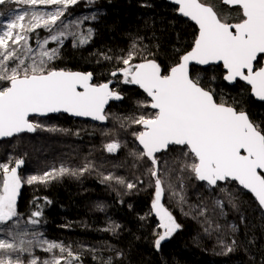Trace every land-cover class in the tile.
<instances>
[{"label": "trees", "instance_id": "1", "mask_svg": "<svg viewBox=\"0 0 264 264\" xmlns=\"http://www.w3.org/2000/svg\"><path fill=\"white\" fill-rule=\"evenodd\" d=\"M203 2L213 6L228 23L241 20L238 8H227L220 0ZM19 6L23 4L14 1L0 5V25L9 12ZM80 11L95 16L89 26H81L82 30H92L91 39L76 47L72 37L67 39L49 67L91 72L93 84L113 81L112 88L123 99L110 103L103 125L66 115L32 117L30 119H39L49 128L66 131L37 130L0 141V163L13 167L17 159H23V167L18 172L20 175L25 170L21 177L43 175L62 165L76 170L91 164L89 171L82 175L64 174L46 184L23 183L16 201L20 226L27 224L31 213L39 208L41 223L35 231L42 233L44 239L70 246L79 254L80 264H104L109 257L112 264H264V213L235 182L222 183L234 198L235 207L228 203L226 192L219 187L209 188L194 177L184 180L187 202L183 205L171 195L166 183L162 185L165 192L161 203L180 227L163 241L159 250L154 245L161 228L152 210L155 180L148 172L151 161L131 155L134 150H140L133 133L141 131V126L132 120L153 111L143 106L150 102L142 92L123 84V77H113L111 72L124 67L118 58L127 55L135 42L138 54L133 63L142 62V57L146 56L161 66L162 74H167L192 48L197 37L196 27L178 17L177 8L165 0H81L68 9L65 17L74 19ZM29 36L30 46L35 49L37 39L42 40L47 35L43 28H38ZM49 44V49L58 46ZM106 56L111 59H105ZM260 66L258 58L255 67ZM190 71L218 100L245 112L254 125L264 130V103L255 102L247 87L239 82L228 86L223 81L220 66L204 70L191 68ZM113 141L121 146L109 153L105 146ZM175 148L157 156L160 158L158 167L177 169L168 173L166 179L178 190L181 149ZM109 174L123 178L125 183L105 181L103 177ZM129 182L136 187L127 189ZM217 199L224 202L226 215H219L220 209L214 203ZM201 204L207 205V215L221 225L219 232L207 234L202 223L205 217L190 211V206ZM3 237L5 234L0 233V238ZM227 246H232L233 251L227 252ZM39 249L33 251L41 260L52 255L44 251L37 253ZM54 251L59 255L58 250ZM28 258L26 255L25 264Z\"/></svg>", "mask_w": 264, "mask_h": 264}, {"label": "snow or ice", "instance_id": "2", "mask_svg": "<svg viewBox=\"0 0 264 264\" xmlns=\"http://www.w3.org/2000/svg\"><path fill=\"white\" fill-rule=\"evenodd\" d=\"M78 2L16 0L17 4L33 7H56L48 12L23 11L0 25V139L37 130L66 131L49 128L39 119H30L50 113H67L73 117L105 121V105L110 100L123 99L118 91L110 87L111 81L91 83V72L49 67L58 58L59 48L69 36L74 41V47L85 45L91 39V29L87 34L79 31L81 21L69 24L62 19L68 9ZM171 2L178 6L182 16L198 25L199 34L191 51L182 55L180 62L171 67L168 74H162L161 66L146 56L142 57V62L133 63L138 54L137 45L133 42L127 55L118 58L124 67L111 72L113 77L122 76L123 84L139 86L150 97V103L143 106L154 110L132 120L143 130L133 133L140 150H134L131 155L151 161L148 172L155 180L152 210L159 218V227L163 229L162 233H157L154 241L157 250L180 227L172 213L161 203L165 192L162 185L165 183L171 195L183 205L187 202L185 179L194 177L197 181L206 182L209 188L219 187L222 192H226L223 184L237 182L264 209V130L254 125L245 112L229 106L222 99L218 100L190 71L192 63L199 66L222 65L225 81L232 83L238 79L246 82L251 86L252 94L264 101V67L258 70L254 67L258 58L264 59V0H222L223 4L237 6L241 10V21L234 24L228 23L203 0ZM5 3L6 0H0V5ZM26 17L28 19L24 23ZM91 19H95V16ZM38 28H43L50 35L42 40L37 39L34 49L29 43V33ZM50 41L58 46L49 49L47 45ZM105 59L111 57L106 56ZM120 146L118 141H113L105 147L109 153H114ZM175 146L181 149L178 190L174 183L166 179L168 173L177 169L158 167L160 158L156 155L175 151ZM23 163V159H17L13 167L0 163V233L5 234V238H0V264H25L22 259L24 255L30 257L27 264H80L79 254L74 253L70 246L49 241L40 232H29L22 228L16 201L23 183L46 184L64 174L82 175L89 171L91 164L76 170L62 165L59 169L53 168L43 175H29L22 180L18 169ZM185 173L190 175L185 176ZM103 179L125 183L123 178L111 174ZM126 187L130 190L136 185L129 182ZM226 194L228 203L235 207L234 198L230 193ZM214 203L220 209L219 215H226L224 202L217 199ZM190 211L205 217L202 223L207 234L220 231L221 225L207 215V205L190 206ZM41 215L42 211L38 208L31 213L27 224L35 228L41 223ZM232 228L235 230V225ZM235 243L233 240L232 244ZM35 248L52 255L41 260L34 254ZM54 250H58L59 255ZM226 250L232 252L233 247L227 246ZM104 264H112L111 258Z\"/></svg>", "mask_w": 264, "mask_h": 264}, {"label": "water", "instance_id": "3", "mask_svg": "<svg viewBox=\"0 0 264 264\" xmlns=\"http://www.w3.org/2000/svg\"><path fill=\"white\" fill-rule=\"evenodd\" d=\"M165 1H166L168 4H170V5H172V6H174V7L177 8V15H178L179 17L183 18L184 20L189 21L192 25H194V26L197 28V31H198V33H197V37H198V34H199V28H198V25H196L195 22H194V21H191L189 18L182 16V15L179 13V11H178V6L175 5L174 3H172L171 0H165ZM220 2H221V4H222L223 6H225V7H227V8H230V9H231V8H238L237 6H233V5H225V4L222 3V0H220ZM240 11H241V10H240ZM241 14H242V12H241ZM233 31H234V30H233ZM193 46H194V45H193ZM189 51H191V49H190ZM189 51H188V52H189ZM186 53H187V52H186ZM186 53H185V54H186ZM183 55H184V54H183ZM180 58H181V57H180ZM179 62H180V59H179ZM179 62H178V63H179ZM261 62H262L261 67H264V59H261ZM218 66H221V67H222V65H207V66H199V65H195L194 63H192V64H190V69H191V68H197V69L204 70V69H208V68H211V67H218ZM222 70H223V72H224V74H225V71H224L223 67H222ZM168 72H169V71H168ZM81 73H82V72H81ZM167 74H168V73H167ZM223 81H224L228 86H233V85H235L236 82L241 83L242 85H244V86H246V87L249 88V90H250V96L254 99L255 102H258V103H264V101L259 100L258 98H256V97L252 94L251 86L248 85L246 82H244V81H240V80H238V79H237V81L232 82V83H229V82L225 81L224 79H223ZM91 83H93V79H92ZM113 84H114V82L111 81V83H110V87H111V88H112ZM131 86L134 87V88H136V89H138L140 92H142V93L147 97V99L150 101V97H148L147 94H146L142 89L139 88V86H137V85H131ZM78 90H82V89H78ZM112 102H118V100H110V101L108 102V104L105 105V110H104L105 113H106V111H107V109H108L110 103H112ZM149 108H150V107H149ZM150 109H151V108H150ZM151 110L154 111L153 109H151ZM57 115H66V116H69V117H71V118H73V119H79V120L90 121V122L97 123V124H101V125H103V124L106 123V120H105V121H96V120H92L90 117H73V116H71V115H69V114H67V113H50V114H48L47 116H57ZM47 116H44V117H47ZM44 117H38V118H44ZM30 118H32V117H30ZM141 127H142V126H141ZM142 130H143V129H142ZM22 134H32V133H22ZM20 135H21V134H20ZM11 138H12V137H11ZM7 139H10V138H2V139H0V141H2V140H7ZM136 144H137V146H138V142H137V141H136ZM138 147H139V146H138ZM175 147H180V146H175ZM157 154H160V153H157ZM157 154H156V155H157ZM14 166H15V165H14ZM22 167H23V165L18 169V172L21 170ZM199 182H200V181H199ZM200 183H204V184H206V182H200ZM221 183H223V182H221ZM235 183L238 185L237 182H235ZM238 187H239L240 189H242L239 185H238ZM242 190L245 191L246 193H248V194L253 198V200L256 202V204L258 205V207L260 208V210L264 213V209H262V208L259 206V204H258V202L255 200L254 196H253L251 193H249L247 190H244V189H242Z\"/></svg>", "mask_w": 264, "mask_h": 264}, {"label": "rangeland", "instance_id": "4", "mask_svg": "<svg viewBox=\"0 0 264 264\" xmlns=\"http://www.w3.org/2000/svg\"><path fill=\"white\" fill-rule=\"evenodd\" d=\"M6 1H8V2H16V0H6ZM55 7L56 6H54V5H52V6H44V5H38V6H28V5H24L23 4V6H19V7H16L12 12H11V16H10V18L11 17H13L14 15H16V14H19V13H21V12H23V11H32V10H36V11H43V12H48V11H52V10H54L55 9ZM27 18V17H26ZM25 18V19H26ZM9 19V18H8ZM8 19H6V20H4V21H2V24H5L6 22H7V20ZM62 19H63V17H62ZM68 19V18H67ZM59 23V22H58ZM83 30H86V29H83ZM46 31V30H45ZM46 35H50V33H48L47 31H46ZM48 46L50 47V44H48ZM25 173V170H23L22 171V173L20 174V176L21 175H23ZM27 176H29V174H25L24 176H22L21 178H22V180H24V179H26V177ZM163 232V229L161 228V233ZM3 238H5V237H3ZM168 239V238H167ZM42 250L41 249H39L38 250V252L37 253H39V252H41ZM22 259L23 260H25V261H27L26 260V255H24L23 257H22ZM30 258H28V260H29ZM27 264V263H26Z\"/></svg>", "mask_w": 264, "mask_h": 264}, {"label": "bare ground", "instance_id": "5", "mask_svg": "<svg viewBox=\"0 0 264 264\" xmlns=\"http://www.w3.org/2000/svg\"><path fill=\"white\" fill-rule=\"evenodd\" d=\"M79 1H81V0H79ZM166 2V1H165ZM167 3V2H166ZM168 4V3H167ZM79 9L80 10H82L80 7H79ZM82 11H85V10H82ZM76 14V13H75ZM177 14V13H176ZM10 16H11V12H9V14L6 16V18L4 19V20H6V19H8V18H10ZM178 16V15H177ZM84 17H90V19H88V20H84L83 18ZM179 17V16H178ZM4 20H2V21H4ZM63 20L65 21V23H69V24H71V22H74V21H81V24H80V29H79V31H81L82 33H87V31L88 30H82L81 29V26H84V27H87V26H89L90 24H91V16L90 15H88V14H86L85 12H78L77 14H76V17H74V19H66V17L64 16L63 17ZM70 30H72L71 28H70ZM49 35H47L46 37H48ZM68 39H71V36H69L68 37ZM66 41V40H65ZM64 41V42H65ZM50 43L51 44H57L56 42H51L50 41ZM87 73V72H86ZM21 227L22 228H24V229H26V230H28L29 232H32V231H35V229H34V227L32 226V225H28V224H23V225H21ZM34 229V230H33ZM28 238H31V236H29ZM163 244V242L161 243V245Z\"/></svg>", "mask_w": 264, "mask_h": 264}, {"label": "flooded vegetation", "instance_id": "6", "mask_svg": "<svg viewBox=\"0 0 264 264\" xmlns=\"http://www.w3.org/2000/svg\"><path fill=\"white\" fill-rule=\"evenodd\" d=\"M231 9H233V8H231ZM240 13H241V11H240ZM241 16H242V14H241ZM241 21V20H240ZM240 21H238V22H236V23H239ZM234 24V23H233ZM197 29V28H196ZM197 33H198V31H197ZM197 38V37H196ZM193 45H194V43H193ZM193 47V46H192ZM192 49V48H191ZM261 65H262V62H261ZM221 67V66H220ZM254 67H255V65H254ZM261 67V66H260ZM259 67V68H260ZM222 68V67H221ZM256 68V67H255ZM259 68H256V70H258ZM223 71V70H222ZM114 85V84H113ZM244 86V85H243ZM113 87V86H112ZM246 87V86H245ZM248 88V87H247ZM249 89V88H248ZM250 91V90H249ZM150 102V101H149ZM258 103V102H257ZM150 109V108H149ZM151 110V109H150ZM141 131H142V127H141Z\"/></svg>", "mask_w": 264, "mask_h": 264}]
</instances>
